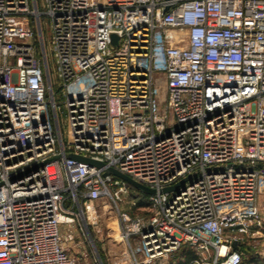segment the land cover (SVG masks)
Instances as JSON below:
<instances>
[{
  "label": "built area",
  "instance_id": "1",
  "mask_svg": "<svg viewBox=\"0 0 264 264\" xmlns=\"http://www.w3.org/2000/svg\"><path fill=\"white\" fill-rule=\"evenodd\" d=\"M41 1L0 0V264H104L60 232L101 201L131 264L261 253L264 0Z\"/></svg>",
  "mask_w": 264,
  "mask_h": 264
},
{
  "label": "rangeland",
  "instance_id": "2",
  "mask_svg": "<svg viewBox=\"0 0 264 264\" xmlns=\"http://www.w3.org/2000/svg\"><path fill=\"white\" fill-rule=\"evenodd\" d=\"M39 7L42 8V1L38 0ZM43 20V29H44V42L48 55V61L50 65V69L53 71L55 68V62L49 42V28L46 23V17H42ZM57 88V82H54V89ZM57 99H61V93L58 92L56 94ZM64 136V134H63ZM131 204L124 203L123 206L125 209L133 213H141L143 212L141 209H138L137 203L129 208L128 206ZM122 206V207H123ZM97 222L93 224H89L87 226V230H82L79 226L80 220L76 219L74 224H63L61 225V234L65 235L69 231H72L74 234V239L70 241H65V245L70 249V251L79 253L80 250L84 247L88 252H97L104 264H131L130 258L127 256L125 246L118 236V223L116 212L114 210V206L110 207L106 201H101L97 208ZM89 241H88V240ZM81 240L82 246H79L78 241ZM88 241V242H87ZM255 254V252H254ZM256 261H245L244 264H264V249L261 253L255 254ZM252 256L247 255V259ZM171 259V258H170ZM172 259H174L172 257ZM246 259V260H247Z\"/></svg>",
  "mask_w": 264,
  "mask_h": 264
},
{
  "label": "water",
  "instance_id": "3",
  "mask_svg": "<svg viewBox=\"0 0 264 264\" xmlns=\"http://www.w3.org/2000/svg\"><path fill=\"white\" fill-rule=\"evenodd\" d=\"M112 40H113V42H116V40H117L116 35H112ZM70 156L75 158V159L85 161L86 163H88L90 165H96V166H102L103 165V163L100 162V161H97V160H94V159H91V158H88V157H84V156H81V155L70 154ZM41 164H43V163H41ZM105 173L106 174H113L114 176L120 178L121 180H123L124 182H126L127 184L132 186L133 188L138 189L140 191H143L145 193L151 194V193L155 192V189L149 188L148 186L143 185V184L135 181L134 179H132L127 174H125V173H123V172H121V171H119V170H117V169H115L113 167H106L105 168ZM171 188H173V187H165V188L162 189V191L165 192V191L170 190ZM233 246L237 247L238 246V242L237 241L233 242Z\"/></svg>",
  "mask_w": 264,
  "mask_h": 264
},
{
  "label": "trees",
  "instance_id": "4",
  "mask_svg": "<svg viewBox=\"0 0 264 264\" xmlns=\"http://www.w3.org/2000/svg\"><path fill=\"white\" fill-rule=\"evenodd\" d=\"M131 188H133L132 186H131ZM135 189V188H134ZM245 255H244V257H243V261H242V263L241 264H244V263H246L245 261H251V262H255L256 261V255L254 254V251L249 247V246H245ZM247 255H250V256H252L251 258H249V259H247L246 257H247ZM179 258H180V260H182V261H180V262H183V261H188V260H190L191 258H192V256H193V254H192V252L191 251H189V250H187V249H184V250H182L180 253H179ZM247 259V260H246Z\"/></svg>",
  "mask_w": 264,
  "mask_h": 264
}]
</instances>
